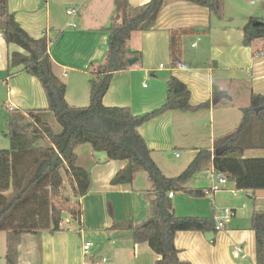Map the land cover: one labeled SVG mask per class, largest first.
<instances>
[{"label": "crops", "instance_id": "0c3cea01", "mask_svg": "<svg viewBox=\"0 0 264 264\" xmlns=\"http://www.w3.org/2000/svg\"><path fill=\"white\" fill-rule=\"evenodd\" d=\"M128 2L140 7L150 0ZM256 5L257 10L249 8ZM8 6L31 37L40 39L48 35L54 40L50 54L55 75L67 86L66 101L71 107H87L92 72L106 59L109 39L106 28L115 14L116 0H8ZM70 9H75L77 14L69 16ZM183 30L181 60L173 67L170 38L172 33ZM246 40L249 45L245 44ZM128 47L141 53V61L132 58L136 59L135 64L114 76L104 97L106 108L127 107L135 115L157 109L166 100L167 81L171 76L187 85L192 106L210 102L215 92L230 97L198 112L167 113L139 129L152 150V158L166 177L178 176L188 165L177 171L179 173H173L175 170L167 173L170 169L163 158L156 157L160 136L170 135L164 144L168 148L169 144L172 148L176 144L178 149H195L191 151V163L199 150L212 148L215 140L239 126L241 110L249 106L253 94L264 95V0H225L222 20L212 16L207 7L187 0H164L153 27L133 33ZM14 52L24 53L15 45L8 46L0 33V119L8 118L16 110L48 107L37 78L21 68L13 69L12 75L7 74L9 56ZM53 118L50 112L34 117L51 127L57 123ZM5 122L8 126L7 120ZM57 127L60 130L59 125ZM6 133L0 129V136ZM75 152L77 167L86 173L90 182L88 192L78 195L82 182L73 170L62 171L63 185L59 196L52 199L57 208L54 223L59 231L23 235L19 264H100L95 255L84 254L83 247L90 242L83 239L85 228L103 237V247L109 257H104L102 263L155 264L159 257L147 244L135 245L131 232L123 227L111 229L114 223L125 226L131 219L138 218L148 206L150 197L146 193L152 189L148 175L143 172L146 178L142 176L139 186L138 177L142 172L136 173L131 185H113V178L126 167V162L112 160L107 152H95L88 143L78 146ZM262 156L261 151L245 154L246 158ZM214 174L212 162L205 163L198 174L201 184L196 183V187L191 188L190 180L186 187L205 190L211 187ZM170 199L179 217L215 220L225 208L236 213L223 230L214 232L211 240L202 232H178L175 246L180 251V260L192 264H257L251 217L254 210L264 211V191H257L253 196L251 191L238 190L234 182L228 181L213 198H192L174 192ZM63 200L64 205L59 206ZM66 212L74 220L78 216L80 224L85 225L80 229L78 246L70 230L66 232L62 228L63 221L71 224L69 219L63 218ZM106 234L108 236L104 237Z\"/></svg>", "mask_w": 264, "mask_h": 264}, {"label": "trees", "instance_id": "16d2710c", "mask_svg": "<svg viewBox=\"0 0 264 264\" xmlns=\"http://www.w3.org/2000/svg\"><path fill=\"white\" fill-rule=\"evenodd\" d=\"M207 7L212 16L222 20L225 0H187ZM164 0H150L144 6L133 7L128 0H116L113 19L106 32L109 35L105 62L92 72L90 103L87 107H71L66 101L67 86L54 73L50 50L54 40L45 35L31 37L10 12L8 0H0V21L7 30L0 33L8 46L15 45L24 53L9 56L7 74L21 68L40 82L48 103L44 110H16L8 115L11 147L0 150V233L6 234V264H19V246L25 234L49 230L56 233L54 223L57 208L52 199L59 196L63 185L62 171L71 169L82 182L80 196L88 192L90 182L77 167L76 148L91 144L95 152H107L112 160L126 162V167L112 180L113 185H131L138 172H145L152 183L146 194L148 206L138 218L121 227L131 232L135 245L147 244L159 259L155 264H192L179 258L175 246L178 232L214 233V218L177 216L169 193L182 192L192 198L205 197L201 189L186 184L199 174L205 163L212 162L216 174L224 175L242 191H264V95L253 94L248 107L241 110L239 126L214 141L212 148L201 149L187 168L176 177H166L152 158V150L139 129L155 119L173 112H198L229 100L226 93L215 92L212 100L199 106L190 104V91L183 82L171 76L167 81L164 104L150 112L135 115L130 108H106L104 97L114 76L131 68L129 60L141 61V53L132 51L128 42L135 32L149 31L162 8ZM185 30L174 32L170 38L172 66L181 60L180 38ZM245 44H250L246 40ZM50 112L60 130L35 114ZM26 116L29 121L26 122ZM46 142L41 143V142ZM248 151H261L260 158H246ZM254 198V197H253ZM251 229L256 235L257 264H264V211L254 210Z\"/></svg>", "mask_w": 264, "mask_h": 264}, {"label": "rangeland", "instance_id": "374dc122", "mask_svg": "<svg viewBox=\"0 0 264 264\" xmlns=\"http://www.w3.org/2000/svg\"><path fill=\"white\" fill-rule=\"evenodd\" d=\"M258 5L256 6H249V8L251 10H257L258 9ZM146 84H149V82H145ZM5 120H7V118L5 117H1L0 119V129H2L3 131H7L8 130V126L5 122ZM54 120V118L52 119ZM26 122L29 121V117L26 116L25 119ZM53 123V122H52ZM57 124V123H55ZM54 125L53 130L54 131H59V128L57 127L58 125ZM155 135H157L155 133ZM159 135V133H158ZM160 136V135H159ZM170 138V135L168 134H163L162 136L159 137V139L157 140V150H156V157H158L160 155V157L163 158L165 164L168 166V168L170 169L167 170V173H179L177 171H181L180 169H183L184 165H189L190 163V159H191V151H195V149H178V145H174L173 148L172 146H170L169 144V148L168 146H164V144H166L168 142V139ZM41 143H46V142H41ZM163 145V146H162ZM11 147V143L9 138L5 137L4 135L0 136V150H5V149H9ZM175 148V149H174ZM177 154L179 155V158L177 157ZM181 173V172H180ZM179 173V174H180ZM178 174V175H179ZM142 176L143 178H146V174L145 173H141V175L138 177V186L141 185L142 183ZM199 175L195 176L190 182H189V186L192 187H196V183L201 184V182H199ZM176 194H180L183 195L182 192H176ZM210 198V197H208ZM64 200L62 201L60 205H64ZM54 204V203H53ZM67 211V210H66ZM77 211H78V206H77ZM59 217V216H58ZM187 217V216H186ZM193 217V216H190ZM64 220L69 219L71 224L67 225L64 223L63 221V226L62 228L65 229L66 232L67 229H69L71 235L74 237L73 240L77 243V246L79 245V241H80V229L82 226L85 225H81L80 224V219L77 216V219L74 220L73 218H70L68 213L66 212L63 215ZM67 234V233H66ZM83 236L85 240H89L92 244L93 247L89 250L90 255H95L96 257V261L99 262L100 264H104L102 263V259L105 257L106 259H108V254H107V250L105 249V247H103V237L102 236H97L95 234V232L91 229L85 228L84 232H83ZM108 234H106L104 237H107ZM0 264H6V234L5 232H1L0 233Z\"/></svg>", "mask_w": 264, "mask_h": 264}, {"label": "built area", "instance_id": "2783aa9c", "mask_svg": "<svg viewBox=\"0 0 264 264\" xmlns=\"http://www.w3.org/2000/svg\"><path fill=\"white\" fill-rule=\"evenodd\" d=\"M67 14L69 16H73L77 14V11L75 9H70L67 11ZM177 156L179 155L177 154ZM227 183L228 180L224 175L214 174L211 187L205 189L204 191L205 197L213 198L217 193L223 190V188L227 185ZM173 196H174L173 193H169L170 198H172ZM235 215H236L235 211L230 208H225L220 210L218 215L215 217L216 230L217 231L223 230L226 224L230 223V221L235 217ZM91 247H92V243L86 242L83 247L84 254L88 255Z\"/></svg>", "mask_w": 264, "mask_h": 264}, {"label": "water", "instance_id": "95a60500", "mask_svg": "<svg viewBox=\"0 0 264 264\" xmlns=\"http://www.w3.org/2000/svg\"><path fill=\"white\" fill-rule=\"evenodd\" d=\"M258 25H259V24H255V26H258ZM7 28H8L7 23L0 21V29L3 30V31H5V30H7ZM135 62H136V59H130V60H129V64H130V65H134ZM206 238H207L208 240L213 239V238H214V233H206Z\"/></svg>", "mask_w": 264, "mask_h": 264}]
</instances>
